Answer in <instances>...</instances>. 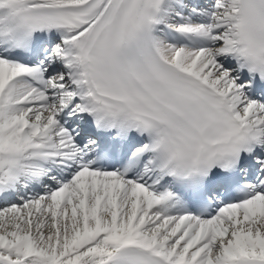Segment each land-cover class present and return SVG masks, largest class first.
I'll use <instances>...</instances> for the list:
<instances>
[{"label": "snow or ice", "instance_id": "snow-or-ice-1", "mask_svg": "<svg viewBox=\"0 0 264 264\" xmlns=\"http://www.w3.org/2000/svg\"><path fill=\"white\" fill-rule=\"evenodd\" d=\"M0 264H264V0H0Z\"/></svg>", "mask_w": 264, "mask_h": 264}]
</instances>
